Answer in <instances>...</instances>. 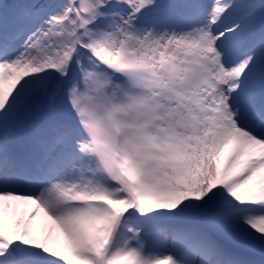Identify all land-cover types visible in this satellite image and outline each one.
I'll list each match as a JSON object with an SVG mask.
<instances>
[{
    "label": "snow or ice",
    "instance_id": "6c2138e0",
    "mask_svg": "<svg viewBox=\"0 0 264 264\" xmlns=\"http://www.w3.org/2000/svg\"><path fill=\"white\" fill-rule=\"evenodd\" d=\"M0 264H264V0L0 2Z\"/></svg>",
    "mask_w": 264,
    "mask_h": 264
},
{
    "label": "rangeland",
    "instance_id": "374dc122",
    "mask_svg": "<svg viewBox=\"0 0 264 264\" xmlns=\"http://www.w3.org/2000/svg\"><path fill=\"white\" fill-rule=\"evenodd\" d=\"M0 2L10 3L12 0H0ZM227 156L228 151L225 152L224 161L222 162L221 167H223V163L226 162ZM35 207L36 205L31 203L25 204L20 202L18 215L22 214L26 220ZM32 234L42 242L47 239L50 246L55 250L64 253L67 243L64 233L55 227L54 222L46 216L42 210L36 219L32 221Z\"/></svg>",
    "mask_w": 264,
    "mask_h": 264
}]
</instances>
